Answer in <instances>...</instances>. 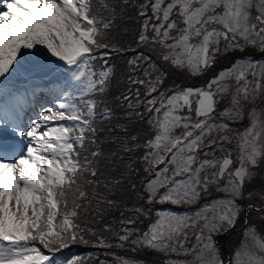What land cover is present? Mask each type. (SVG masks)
Instances as JSON below:
<instances>
[{"label":"snow or ice","instance_id":"6c2138e0","mask_svg":"<svg viewBox=\"0 0 264 264\" xmlns=\"http://www.w3.org/2000/svg\"><path fill=\"white\" fill-rule=\"evenodd\" d=\"M76 245L264 264V0H0V264Z\"/></svg>","mask_w":264,"mask_h":264},{"label":"trees","instance_id":"16d2710c","mask_svg":"<svg viewBox=\"0 0 264 264\" xmlns=\"http://www.w3.org/2000/svg\"><path fill=\"white\" fill-rule=\"evenodd\" d=\"M124 39H125V40H130V39H131V36H130V35H129V36H125ZM177 82H178V83H180V82H183V83H191V80H188L187 78H185L183 81H181V79H180L179 77H177ZM125 199L128 200L129 203H131L132 200L135 199V197H128V196H126ZM157 207H158V206H157ZM254 215H256V214H254ZM114 216L118 217V213L107 216V217H106V221H107L108 223H116V220H114ZM256 216H257V215H256ZM252 222H254V223H256V224H259V223H260V220H255V221L252 220ZM146 225H147V221H145V224H144V225H141V227H142V228H145ZM240 235H241V234H240ZM235 236H237V235H236V234H233V235H231L230 237H228L227 239H224L225 241H228V242L226 243V246H227V245H230V246H229V249H230V250H231L232 247L236 246V245L239 243V242L234 243L233 240H234ZM92 247H93V246H92ZM109 251H115V252L118 254L117 249L109 250V249H101V248H99L98 251H96V252H92L91 255L96 256V257H97V256L100 257V255H101V257H103V259H108V260H109V259H111L112 257H111V256H107V257H106V256L104 255V253L109 252ZM222 252L224 253V251H222ZM125 254L127 255V254H128V251H125ZM224 254H225V253H224ZM101 257H100V258H101ZM157 263H159V262L157 261Z\"/></svg>","mask_w":264,"mask_h":264}]
</instances>
